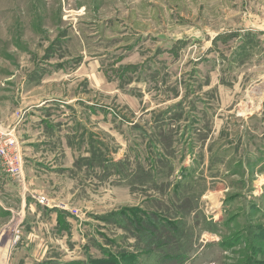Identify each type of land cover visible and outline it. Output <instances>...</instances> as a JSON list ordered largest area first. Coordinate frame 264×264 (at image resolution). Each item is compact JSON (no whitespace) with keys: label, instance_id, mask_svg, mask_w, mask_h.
Masks as SVG:
<instances>
[{"label":"rangeland","instance_id":"rangeland-1","mask_svg":"<svg viewBox=\"0 0 264 264\" xmlns=\"http://www.w3.org/2000/svg\"><path fill=\"white\" fill-rule=\"evenodd\" d=\"M85 55L131 123L124 153L100 140L69 201L27 190L40 229L0 159L19 186L0 191V264H264V0H0V143L23 169L22 85L74 84Z\"/></svg>","mask_w":264,"mask_h":264},{"label":"crops","instance_id":"crops-1","mask_svg":"<svg viewBox=\"0 0 264 264\" xmlns=\"http://www.w3.org/2000/svg\"><path fill=\"white\" fill-rule=\"evenodd\" d=\"M83 58L74 84H23L21 102L17 97L28 114L17 128L25 162L22 177L24 175L26 179L25 191L20 193L27 209L21 215L33 217L32 221L30 218L23 221L24 227L29 222L35 225L36 218L40 221L38 229L43 228L49 215L46 206L34 205L30 199L28 201L27 190L46 195L54 202L69 201L81 188L79 179L92 181L93 174H89L86 167L77 166L76 162L83 159L90 161L98 150L100 140L105 147L100 146L106 150L112 151L114 146H121L124 153L126 137L132 130L129 127L131 123L121 125L116 120L117 114L108 105L100 104L96 96L99 90L113 93L115 87L112 92L101 87L114 82H110L101 70L102 60L87 55ZM83 80H87V84H82ZM60 85L64 92L55 89ZM72 92L74 94L70 95ZM16 185L17 182L9 181L0 174V191L4 190L9 195L7 192L12 188L15 193ZM0 204L3 205L1 201Z\"/></svg>","mask_w":264,"mask_h":264},{"label":"built area","instance_id":"built-area-1","mask_svg":"<svg viewBox=\"0 0 264 264\" xmlns=\"http://www.w3.org/2000/svg\"><path fill=\"white\" fill-rule=\"evenodd\" d=\"M16 146L17 140L15 137H7V139L0 143L1 168L14 179H21L23 166ZM42 201H46V199L42 198Z\"/></svg>","mask_w":264,"mask_h":264},{"label":"trees","instance_id":"trees-1","mask_svg":"<svg viewBox=\"0 0 264 264\" xmlns=\"http://www.w3.org/2000/svg\"><path fill=\"white\" fill-rule=\"evenodd\" d=\"M162 121V122H161ZM160 124V125H159ZM169 123L167 122V120L166 119H164V117H162V118H158V125H156V129H158V132L156 133V136L159 138V139H163V141L164 142H166V144H168V141H169V143L171 142V139H172V137H171V134L167 137L166 135H167V133H166V130H165V125L167 126ZM165 134V135H164ZM154 135V134H153ZM152 135V136H153ZM157 137H155V139H156V142L158 141L159 142V140H158V138ZM169 137H171V138H169ZM160 143H161V145L162 146H164V144H163V142L162 141H160ZM165 147V146H164ZM186 178V177H185ZM260 228V227H259ZM261 229V228H260ZM259 234H261L260 236H261V238H264V230H261L260 232H259ZM257 238V237H256ZM254 242V244L256 243V241H253ZM95 264H116V262L115 261H106V260H100V261H97Z\"/></svg>","mask_w":264,"mask_h":264},{"label":"bare ground","instance_id":"bare-ground-1","mask_svg":"<svg viewBox=\"0 0 264 264\" xmlns=\"http://www.w3.org/2000/svg\"><path fill=\"white\" fill-rule=\"evenodd\" d=\"M250 112V111H249Z\"/></svg>","mask_w":264,"mask_h":264}]
</instances>
